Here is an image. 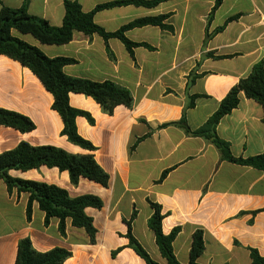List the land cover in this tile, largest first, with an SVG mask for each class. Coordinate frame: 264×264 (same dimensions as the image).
<instances>
[{"label":"crops","instance_id":"crops-1","mask_svg":"<svg viewBox=\"0 0 264 264\" xmlns=\"http://www.w3.org/2000/svg\"><path fill=\"white\" fill-rule=\"evenodd\" d=\"M84 12L98 5L121 0H74ZM24 0H0L3 5L21 8ZM216 0H168L156 7L116 6L99 11L95 22L114 33L123 26L148 17L169 15L167 25L174 33L157 26L129 30L127 37L154 47L135 49V58L117 38L105 41L76 32L72 42L44 45L31 35L13 30V35L41 49L48 57L78 61L66 66L68 76L96 82L114 81L128 88L135 99L133 109L119 106L113 115L84 94L71 93L74 108L89 112L95 119H77L80 135L91 141L99 165L109 174L107 187L86 178L77 186L67 171L58 168L11 170V176L54 184L72 197L95 195L104 207H89L86 213L97 229L92 244L86 231L67 222V235L59 232L58 220L49 227L38 203L33 219L27 220L29 194L9 193L0 178V264H15L20 240L30 238L34 248L47 252L65 248L73 253L64 264H146L128 247V226L134 211L136 238L160 264H167L148 222L153 214L149 200L160 204L166 217L163 232L180 227L174 243L177 259L190 261L194 233L204 231L205 251L200 264H252L249 249L264 256V172L222 161L209 141L188 136L177 126L161 128L182 119L184 109L192 130L202 127L218 110L230 90L247 77L255 64L264 61V0H224L207 27ZM29 13L61 27L65 16L63 0H30ZM238 16V17H237ZM237 17L217 34L228 19ZM207 33L212 35L205 44ZM209 55H213L209 56ZM222 56L223 59L215 57ZM196 75L188 86L189 76ZM54 98L41 81L19 62L0 55V108L28 116L36 125L30 133L0 127V154L25 141L32 146H56L72 154H90L62 136L60 115L52 109ZM264 110L245 96L240 106L224 117L219 137L228 142L237 157L264 154ZM139 139H142L139 141ZM135 145V150L132 147ZM167 172L165 179L163 174ZM121 249L113 256V252Z\"/></svg>","mask_w":264,"mask_h":264},{"label":"trees","instance_id":"trees-1","mask_svg":"<svg viewBox=\"0 0 264 264\" xmlns=\"http://www.w3.org/2000/svg\"><path fill=\"white\" fill-rule=\"evenodd\" d=\"M65 16L61 27H55L41 17L33 16L29 13L30 0H24L21 8H12L3 5L0 9V55L6 56L19 62L23 67L28 68L43 84L45 89L54 98L52 109L56 111L63 120L64 128L62 136L67 137L68 141L90 154H72L63 148L56 146H32L28 142H21L15 149L0 154V178L7 185L9 193L17 189L18 193L29 194L27 204V220L33 219V205L38 203L39 208L45 213L44 224L49 227L53 220H58L59 232L63 237L67 235V222L71 220L72 226L86 231L92 244L96 243L97 229L93 219L87 215L86 209L89 207L102 209L104 202L95 195H82L72 197L69 192L57 185L44 182L23 180L11 176V170L30 171L40 169L43 166L48 168H58L61 172L67 171L70 175L71 183L75 186L79 184L81 178L101 184L104 187L109 185V174L99 165L94 152L97 147L78 131L77 119L86 118L91 124L95 123L92 115L84 110L71 106L70 94H84L97 102L105 114L113 115L119 106L133 109L135 99L132 92L114 82H96L86 78L68 76L64 69L66 66L77 64L78 61L68 57H48L41 49L29 44L28 42L15 37L13 30L23 35H31L44 45H65L73 41L76 32L85 34L92 38L99 35L105 41L107 51L111 58L115 59L109 41L112 38L119 39L126 47L128 52L135 58V49L144 47L149 50L155 48L147 43H137L131 41L126 33L134 28L145 26H157L164 31L174 33V28L166 24L169 15L158 17H148L133 21L114 33L107 32L95 22V15L104 9L116 6H145L156 7L168 0H121L111 3L98 5L91 12H84L81 4L74 0H63ZM224 0H216L208 19L207 27L210 25L215 12L222 5ZM238 17V16H237ZM228 19L223 27L218 28L214 34L222 32L226 26L237 19ZM212 35L207 33L205 44ZM214 57L213 55H209ZM217 59L225 57L217 56ZM189 76L188 86L195 81L196 73L192 72ZM259 103L264 110V61L254 65L250 74L241 79L224 98L214 115L199 129L192 130L187 123V110L195 104L197 96H192L191 102L184 109L181 120L161 125V128L177 126L185 131L188 136L201 137L212 143L219 151L222 161L233 164L249 166L264 172V154L244 158L233 154L228 142L222 140L218 135V126L221 120L231 114L241 104L242 97ZM264 122V116H263ZM14 128L21 133H30L36 129L35 123L31 118L23 114L0 108V127ZM142 139H139L141 141ZM137 145L132 147L135 150ZM167 172L162 176L165 179ZM153 214L148 222L149 228L153 231L156 243L162 256L167 260V264H183L175 254L174 243L181 232L180 227L174 228L170 234L163 232V221L166 214L160 204L149 200ZM138 216L134 211L130 220L125 221L128 226L127 238L128 247L133 249L146 264H160L157 262L147 249L136 238L133 224ZM121 249L113 252L116 256ZM205 251L204 231L198 230L194 233L192 248L190 251V261L187 264H200L199 259ZM252 264H264V256L257 250L250 248ZM73 253L65 248H54L47 252H39L30 238L20 240L18 245V255L15 264H64Z\"/></svg>","mask_w":264,"mask_h":264}]
</instances>
